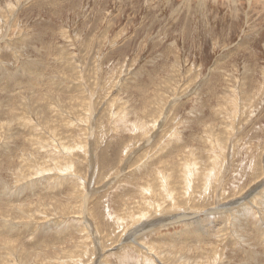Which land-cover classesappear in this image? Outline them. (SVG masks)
Segmentation results:
<instances>
[{"label": "rangeland", "instance_id": "374dc122", "mask_svg": "<svg viewBox=\"0 0 264 264\" xmlns=\"http://www.w3.org/2000/svg\"><path fill=\"white\" fill-rule=\"evenodd\" d=\"M242 2L0 0V264H264Z\"/></svg>", "mask_w": 264, "mask_h": 264}, {"label": "bare ground", "instance_id": "6f19581e", "mask_svg": "<svg viewBox=\"0 0 264 264\" xmlns=\"http://www.w3.org/2000/svg\"><path fill=\"white\" fill-rule=\"evenodd\" d=\"M215 1H218V2H225L226 0H215ZM227 1H229L230 3H235V4H242L243 2V0H227ZM247 1H249V3H251V5H259L258 3H260L261 4V6L262 7H264V0H247ZM30 2V1H29ZM52 2V1H51ZM98 41V40H97ZM66 75V74H65ZM78 83V82H77ZM80 89V88H79ZM51 97V96H50ZM44 99V98H43ZM78 100V99H77ZM50 101V100H49ZM79 101V100H78ZM51 102V101H50ZM75 102V101H74ZM49 103V102H48ZM66 103V102H65ZM79 106V105H78ZM36 108V107H35ZM22 110V109H21ZM26 110V109H25ZM34 111V110H33ZM15 112V111H14ZM19 114V113H18ZM76 114V113H75ZM47 127V126H46ZM58 131V130H57ZM85 133V132H84ZM62 134V133H61ZM150 143V142H149ZM179 143V142H178ZM70 146V145H69ZM81 148V147H80ZM39 161V160H38ZM24 163V162H23ZM30 166V165H29ZM28 169H29V167H28ZM252 191V190H251ZM256 196V195H255ZM246 197V196H245ZM251 200V199H250ZM91 201V200H90ZM246 201V200H245ZM248 201V200H247ZM244 203V202H243ZM42 204V203H41ZM235 204H236V202H235ZM234 204V205H235ZM233 206V205H232ZM232 209V208H231ZM64 210V209H63ZM220 211V210H219ZM53 212H54V210H53ZM65 212V211H64ZM63 213V212H62ZM51 214V213H50ZM70 214V213H69ZM180 214H182V213H180ZM179 214V215H180ZM46 215V214H45ZM84 215V214H83ZM190 214H188V215H181V216H179V217H181V218H183V219H189L190 217H191V215L189 216ZM52 216V215H51ZM24 217V216H23ZM179 217H175L174 216V218H173V216H171V217H167V218H162V219H160L159 221H157V223H159V224H165V223H167V222H173V221H177L178 219L180 220L181 218H179ZM21 218V217H20ZM149 222V221H148ZM154 223H156V222H154ZM150 225H153V223H150ZM134 227L135 226H133V229H134ZM138 227V226H137ZM140 227V226H139ZM141 227H142V225H141ZM91 228V227H90ZM93 229V228H92ZM130 229H132V228H130ZM143 230V229H142ZM131 232V231H130ZM139 232V231H138ZM96 233V232H95ZM95 233H93V235L95 234ZM144 233V232H143ZM128 234V233H127ZM136 234V233H135ZM138 235V234H137ZM131 236H132V234H131ZM140 236V235H139ZM88 237V236H87ZM129 238H131V237H129ZM58 241V240H57ZM133 241V240H132ZM135 243V242H134ZM83 247V246H82ZM21 248V247H20ZM11 250V249H10ZM16 250V249H15ZM18 251V250H17ZM170 251V250H169ZM43 252V251H42ZM166 253V252H165ZM55 254V253H54ZM29 256H31V255H29ZM66 256V255H65ZM84 256V255H83ZM103 256V255H102ZM9 257V256H8ZM178 257V256H177ZM53 258V257H52ZM63 258V257H62ZM176 258V257H175ZM20 259H21V257H20ZM65 259V258H64ZM95 260V259H94ZM97 261V260H96ZM101 261V260H100ZM175 262V261H174ZM63 263V262H62ZM95 263V262H94ZM98 263V262H97ZM54 264V263H53ZM69 264V263H68ZM72 264V263H71Z\"/></svg>", "mask_w": 264, "mask_h": 264}]
</instances>
